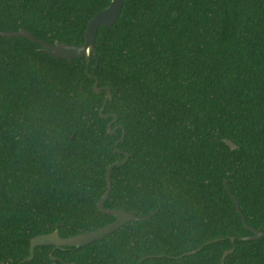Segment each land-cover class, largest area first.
<instances>
[{
  "label": "trees",
  "instance_id": "trees-1",
  "mask_svg": "<svg viewBox=\"0 0 264 264\" xmlns=\"http://www.w3.org/2000/svg\"><path fill=\"white\" fill-rule=\"evenodd\" d=\"M109 3L0 0V30L79 45ZM43 48L0 35V264H264L229 192L264 231V0H123L89 63ZM125 151L105 206L154 214L25 260L115 220L97 203Z\"/></svg>",
  "mask_w": 264,
  "mask_h": 264
},
{
  "label": "water",
  "instance_id": "water-1",
  "mask_svg": "<svg viewBox=\"0 0 264 264\" xmlns=\"http://www.w3.org/2000/svg\"><path fill=\"white\" fill-rule=\"evenodd\" d=\"M122 6H123V0H110V3L105 8L95 13L87 24V27L85 30V41L84 43L79 44V45L68 44L62 41H56L55 43H49L47 41H44L43 39L36 37L32 32L25 30V29H19L16 31L0 30V35L7 36V37H14V36L28 37L29 39L42 45L44 47L43 48L44 51L52 56L66 58L69 61H72L74 58L85 57L87 59V62L89 63L92 54L97 56L96 38H97L99 28L101 26L107 27V26L113 25L120 17ZM97 83L98 81L96 80L94 84V90L96 92H100L101 89L100 87H98ZM108 99H112L110 90L106 94L104 106ZM109 129H110V125H109ZM110 132L113 133L114 131L110 130ZM122 138L123 136L121 137L120 140H122ZM223 140L231 148H236V144L231 139L224 138ZM116 146H117V143H116ZM118 151L122 152L121 150H118ZM124 153H125V157L122 160L113 162L108 166L107 171H106L107 188H106L104 195L99 199L97 203L98 209L100 211L114 215L116 217L115 220L103 227H100V228H97L91 231H87V232L78 233V234L71 235V236H66V237H63L60 235L58 228H56L54 231L49 232V233L35 235L30 240V255L25 260H31L34 257L35 247L38 245L53 244L56 247L85 245L94 240L102 239L104 236L113 232L114 230H116L117 228H119L121 225H123L126 222L134 221V220H137V221L145 220L154 214V212H152L148 215L138 216L122 208H110V207L105 206V201L109 197L111 189H112L111 170L115 165L124 164L128 160L129 152L125 151ZM225 185L228 188L227 181H225ZM229 192L232 194L236 207L243 217V222L245 226L250 231H252L251 235L242 237V239H257V238L262 237L264 235V231H260L247 224L245 216L243 215L240 209L238 199L235 197V195L231 192L230 189H229ZM232 241H234L233 238H232ZM234 247L235 246H233L231 249L226 250L223 253L220 264L224 263V259L227 256V254L234 251Z\"/></svg>",
  "mask_w": 264,
  "mask_h": 264
}]
</instances>
